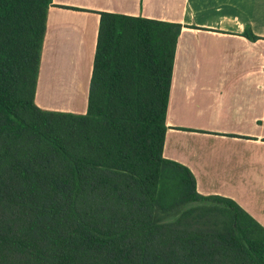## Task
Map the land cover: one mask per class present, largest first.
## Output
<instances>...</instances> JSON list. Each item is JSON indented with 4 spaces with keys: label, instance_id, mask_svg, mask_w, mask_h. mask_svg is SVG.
Returning a JSON list of instances; mask_svg holds the SVG:
<instances>
[{
    "label": "trees",
    "instance_id": "1",
    "mask_svg": "<svg viewBox=\"0 0 264 264\" xmlns=\"http://www.w3.org/2000/svg\"><path fill=\"white\" fill-rule=\"evenodd\" d=\"M50 6L0 0V264H264V227L163 158L181 24L100 13L87 114L52 113L34 101Z\"/></svg>",
    "mask_w": 264,
    "mask_h": 264
},
{
    "label": "crops",
    "instance_id": "2",
    "mask_svg": "<svg viewBox=\"0 0 264 264\" xmlns=\"http://www.w3.org/2000/svg\"><path fill=\"white\" fill-rule=\"evenodd\" d=\"M100 13L181 24L163 158L187 168L200 195L231 199L264 227V0H51L40 109L87 114ZM157 197L177 198L166 203L160 185Z\"/></svg>",
    "mask_w": 264,
    "mask_h": 264
},
{
    "label": "rangeland",
    "instance_id": "3",
    "mask_svg": "<svg viewBox=\"0 0 264 264\" xmlns=\"http://www.w3.org/2000/svg\"><path fill=\"white\" fill-rule=\"evenodd\" d=\"M30 81L31 80L29 78V82ZM21 113H22V115L25 118L31 119V117H29V115L26 112L21 111ZM70 124H71V126H74V124L72 125V123H67V124H65L64 131H61V133H60L62 135V137L64 138V141H65V137H66V139L69 138V135H70L69 131L71 129H68L67 125H70ZM75 126H77V125H75ZM160 190L163 193L164 201L166 203H169V202L173 201L180 194V186L178 185L177 180L171 178L170 176L167 177V175H166L165 179L161 180ZM205 204L206 205H210L207 202H201V203H193V204H189V205H186L184 207H181L176 212H174L173 214H170L168 217H166L164 222L165 223H174V222L177 221V219L185 211H187V210H189L191 208L200 207V206L205 205ZM158 214H159V216H161V214L159 212H158ZM217 220H218V217L216 215L208 216L205 219H199L198 217L194 216V217H190V219H188L187 224L189 226H192L194 224H200V223H203V222H207L209 224H212V223H214Z\"/></svg>",
    "mask_w": 264,
    "mask_h": 264
}]
</instances>
